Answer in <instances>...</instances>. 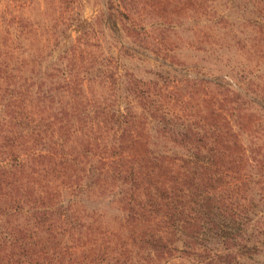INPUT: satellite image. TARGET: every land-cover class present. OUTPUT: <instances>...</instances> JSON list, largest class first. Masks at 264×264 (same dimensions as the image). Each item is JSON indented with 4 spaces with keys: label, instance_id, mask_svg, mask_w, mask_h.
Here are the masks:
<instances>
[{
    "label": "trees",
    "instance_id": "1",
    "mask_svg": "<svg viewBox=\"0 0 264 264\" xmlns=\"http://www.w3.org/2000/svg\"><path fill=\"white\" fill-rule=\"evenodd\" d=\"M224 1L245 20L256 14L251 0ZM208 2L195 0L197 12L207 15ZM2 51L0 264H16L17 256L24 254L21 246L39 233L50 239L54 230L92 227L86 211L58 203L63 190L98 193L116 204V220L128 242L119 259L130 264H166L173 257L183 264H247L262 250L258 239L250 241L256 236L248 230L246 178L234 175L245 159L235 128H242L240 123L250 116L225 113L220 103L212 108L217 97L210 85H231L227 76L209 79L174 70L191 88L192 98L201 91L200 113H78L75 107L72 113L55 108L43 117V111L51 110L47 104L52 103V86L42 88V79L14 74V57ZM157 97V110L165 99L175 98L167 92ZM70 129L78 139L72 140L73 155L67 160L61 150ZM38 140L45 152L32 154L29 143L35 146ZM48 176L60 182L46 186ZM261 192L264 204V189ZM260 233L264 236V230H257Z\"/></svg>",
    "mask_w": 264,
    "mask_h": 264
},
{
    "label": "rangeland",
    "instance_id": "2",
    "mask_svg": "<svg viewBox=\"0 0 264 264\" xmlns=\"http://www.w3.org/2000/svg\"><path fill=\"white\" fill-rule=\"evenodd\" d=\"M185 1L0 0V62L2 50H7L14 57L11 66L18 69L14 74L38 77L42 88L52 86V103L47 104L51 110L43 111V117L55 108L72 113L75 107L78 113H200L201 91L192 98L191 88L174 70L209 79L227 76L231 85H210L217 97L212 108L220 103L225 113L250 116L240 123L242 128H235L245 159L234 175L246 178L248 230L256 236L250 241L258 239L262 249L247 264H262L264 236L257 230H264V0H251L256 14L248 20L230 12L224 0H209L207 15L197 12L195 0ZM162 92L175 98L165 99L157 110ZM70 131L61 150L67 160L73 155L72 140L78 139L77 132ZM38 142L29 143L32 154L45 152ZM43 182L55 186L60 180L48 176ZM58 203L86 211L92 227L54 230L50 239L39 233L21 246L24 254L17 256L16 264H130L119 259L128 242L116 220V204L98 193L80 195L74 190H63ZM183 263L178 257L166 262Z\"/></svg>",
    "mask_w": 264,
    "mask_h": 264
}]
</instances>
